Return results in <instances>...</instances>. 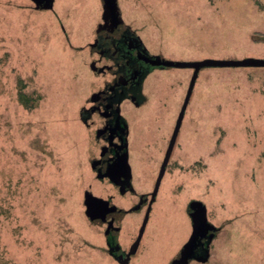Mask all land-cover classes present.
<instances>
[{"label":"rangeland","instance_id":"374dc122","mask_svg":"<svg viewBox=\"0 0 264 264\" xmlns=\"http://www.w3.org/2000/svg\"><path fill=\"white\" fill-rule=\"evenodd\" d=\"M117 2L151 54L177 62L264 59V0ZM103 12L104 0H54L43 10L32 0H0V264H119L85 205L90 192L123 207L136 200L95 177V126L80 119L110 79L93 71L89 47ZM192 73L157 68L145 82L147 103H123L139 193L162 163ZM19 79L41 96L34 109L19 103ZM193 200L221 231L207 260L190 264H264V66L201 69L129 264H169L190 237ZM143 217L123 220V249Z\"/></svg>","mask_w":264,"mask_h":264},{"label":"flooded vegetation","instance_id":"af4514ba","mask_svg":"<svg viewBox=\"0 0 264 264\" xmlns=\"http://www.w3.org/2000/svg\"><path fill=\"white\" fill-rule=\"evenodd\" d=\"M32 1L34 2V0ZM40 1L43 2L44 0H40ZM105 21H107L106 28H103L95 32L94 39L90 43L89 47L92 50L93 54L97 55V58L94 59L93 61L94 65L98 64V66L96 65L98 68V72L95 74L109 75L110 79L106 80V82H104L103 86L98 91L92 93L90 98L87 100L88 106L83 107L80 111V119L87 127L95 126V132H96L95 140L98 144L99 151L97 154L91 157L89 161L91 169L95 174V177L101 182L107 181L108 183L113 184L118 190L119 194H121L122 196H125L127 194H132L136 199L131 204V206L123 207L114 204L113 198L111 196L104 198L109 200L110 205H116L117 208L127 211V213L122 219H115L114 221H112L113 223L110 224L112 217H109L103 224L99 225L105 228L104 235L109 252L110 249L109 243L112 242L113 235L111 233H109V235H106L107 228H121V224L123 220L131 212H143L145 217V214L147 212V209L149 208V204L152 198V192L154 191L162 166L161 163L160 166L157 167L154 180L152 184L149 186V189L142 193H139L135 189L134 172L129 163V151H128L129 125L127 123L126 118L124 117L125 115L122 113L123 103L125 101H128L130 104H134L137 107L146 104L147 94L145 93V87H144L146 79L152 71H154L157 68H163V67H157L152 69L143 79L142 86L140 87L139 77L141 76L142 72L145 71V69L147 68V63L143 61V59L141 58L142 50L145 49V47H143V45L140 43L141 42L140 39L135 34H132L128 26L125 25L124 23H123L124 28H121L118 33H113L110 19L109 18H107V20L104 19V22ZM176 121H175V125H176ZM175 125L173 127V131ZM125 153H128L129 168L125 169L122 166L117 170V175L120 183H125V184H127L128 182L130 183L128 184L129 186L127 185L125 191L123 192L121 190L120 185H117L114 182V177L116 174V165L117 163L120 162V160L125 155ZM168 165L166 167L163 178L167 175ZM157 195L154 201L152 202L151 207L155 202ZM141 200H144V204L138 210L132 211V209L139 202H141ZM94 224L98 225L96 223ZM218 228L219 227H217V229ZM219 233L220 232H218L214 236V238L217 237ZM117 238L119 240V234ZM131 245L127 248L128 250L123 249L122 247L121 248L123 251L128 252ZM112 256L119 263L118 259L114 255ZM173 260H171L169 264H171Z\"/></svg>","mask_w":264,"mask_h":264},{"label":"water","instance_id":"95a60500","mask_svg":"<svg viewBox=\"0 0 264 264\" xmlns=\"http://www.w3.org/2000/svg\"><path fill=\"white\" fill-rule=\"evenodd\" d=\"M36 6L38 9H51L53 8V0H44L43 2L40 0H34ZM105 7L107 8V11L109 13V19L112 26V32L118 33L121 28H124V22L121 17V13L119 10V6L117 3V0H104ZM141 58L143 61L147 63V68L145 71L142 72L141 76L139 77L140 80V87L142 86V81L146 77V75L154 68L157 67H187L193 70L190 83L188 86V89L186 91V95L179 113V116L176 121V125L173 131V134L171 136L168 148L166 150L161 170L154 188V191L152 192V198L149 204V208L147 209V212L145 214L144 220L141 224V227L139 229L138 235L136 239L134 240L133 244L131 245L128 252H125L122 250L121 245L117 241V235L120 231V228H107L106 235H109L111 233L113 235L112 242L109 243L110 249L109 253L114 255L120 264H129V261L131 259V256L137 251L141 238L143 236V233L145 231V227L149 218L150 210H151V204L154 201L161 180L164 176L166 167L169 163L172 151L174 149L177 136L180 130V127L182 125V121L184 120L185 113L187 110V107L189 105L196 80L198 78L199 72L203 68L207 67H236V66H264V59H252V58H246L241 60H213V59H204L200 61H189V62H177L172 60H167L165 58H162L159 55H152L150 52L147 51V49L142 50ZM92 69L95 73L98 72V68L94 63L92 64ZM118 111V110H117ZM126 147V146H125ZM123 168H129L128 164V153H125V155L122 157L119 163L116 165V174L114 177V182L117 185H120L121 190L124 192L127 185L130 184L129 182L127 184L120 183L117 170L122 167ZM129 186V185H128ZM144 204V200H141L133 209L132 211L138 210L142 205ZM85 205H86V214L88 218L96 223V224H103L107 218L112 217V220L110 221V224H112L115 219H122L127 211L123 209L117 208L116 205H110L109 200L103 199L97 196H94L91 193H87L85 196ZM191 218H192V232L191 235L186 242V244L183 246L182 250L178 253V255L174 258L171 264H189L191 260H198L201 262H205L209 256L210 253V243L214 236L219 232L217 227L211 224L207 219V211L206 206L203 202L198 201L197 205L194 207L193 211L191 212Z\"/></svg>","mask_w":264,"mask_h":264},{"label":"trees","instance_id":"16d2710c","mask_svg":"<svg viewBox=\"0 0 264 264\" xmlns=\"http://www.w3.org/2000/svg\"><path fill=\"white\" fill-rule=\"evenodd\" d=\"M118 3V2H117ZM53 4H54V0H53ZM43 10V9H42ZM120 10V9H119ZM104 14H103V19H102V21L103 22H100L98 25H97V28H96V32L97 31H99V30H101V29H103V28H106V26H107V21H105L104 22V19L105 20H107V18L109 17V13H108V11H107V8L105 7V3H104V12H103ZM121 13V12H120ZM129 30H130V28H129ZM130 32L132 33V34H135L136 35V33H135V31L134 30H130ZM137 36V35H136ZM138 37V36H137ZM139 38V37H138ZM141 44H142V42H140ZM143 45V44H142ZM143 47H144V45H143ZM18 87H19V90H18V94H17V98H18V101H19V103L24 107V108H26V109H34L36 106H37V104H38V102H39V100H40V98H41V96L40 95H35V94H30V93H28V92H26V90H25V88H26V84H25V82L22 80V79H19V81H18ZM87 194V193H86ZM199 200H193L192 202H191V204L189 205V207H190V217H191V212L193 211V209H194V206H196L197 205V202H198ZM206 211H207V209H206ZM191 220H192V218H191ZM218 231L220 232V228H218ZM118 234H119V232H118ZM117 237H118V235H117ZM117 241H118V243H119V240H118V238H117ZM120 244V243H119ZM121 245V244H120Z\"/></svg>","mask_w":264,"mask_h":264},{"label":"crops","instance_id":"0c3cea01","mask_svg":"<svg viewBox=\"0 0 264 264\" xmlns=\"http://www.w3.org/2000/svg\"><path fill=\"white\" fill-rule=\"evenodd\" d=\"M96 30V29H95ZM96 32V31H95ZM95 32H94V36H95ZM93 35V34H92ZM126 105H128V104H126ZM129 106V105H128ZM124 107V106H123ZM122 107V108H123ZM123 110H125V107L122 109V113H123ZM124 114V113H123Z\"/></svg>","mask_w":264,"mask_h":264}]
</instances>
